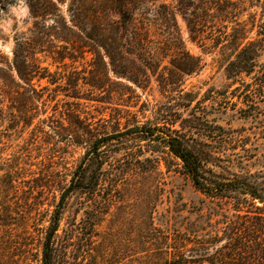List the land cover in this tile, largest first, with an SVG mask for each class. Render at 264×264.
I'll list each match as a JSON object with an SVG mask.
<instances>
[{
  "label": "trees",
  "instance_id": "obj_1",
  "mask_svg": "<svg viewBox=\"0 0 264 264\" xmlns=\"http://www.w3.org/2000/svg\"><path fill=\"white\" fill-rule=\"evenodd\" d=\"M158 1L28 0L36 22L29 33L16 37L12 63L0 55V86H18L14 72L19 80L29 83L43 69L38 63L39 53L47 52L55 63H60L67 56L55 54V41L76 42L78 51L91 55V71L89 77H70L74 80L70 82L74 88L72 97L82 99L81 79L92 91L112 94V86L117 84L115 77L141 89L155 80L166 101L153 111L152 119L128 123L119 132L97 136L83 128L84 133L74 141L85 146L86 152L72 172L70 183L60 188L61 196L53 205L49 225L35 242L39 251L35 260L30 255L20 260L6 256L0 239V264H264V169L253 172L248 168L245 154L254 148L245 136L213 116L211 108L217 100L210 91L199 96L186 88V78L198 74L204 66L199 57L187 50L177 12L167 4H157ZM10 3L0 0V12ZM179 4L184 11L194 7L200 23L207 22L209 11L216 9L222 23L239 25L237 14L226 8L228 0H179ZM64 6H68L69 21L64 16ZM261 9L260 40L244 44L245 35L234 40L237 53L227 66V77L234 86L240 84V99L249 107L264 91V2ZM200 11L204 13L200 15ZM50 20L53 25L48 28L54 34L45 37ZM226 33V37L231 36ZM45 39L52 48L45 50ZM44 70L49 75L41 77H53ZM244 76L251 78L245 86L241 82ZM54 78L51 83H56ZM75 116L72 113L70 121L76 125ZM162 164L167 171L175 167V172L188 178L211 203L227 207L220 222L222 229L205 235L194 230H174L167 236L168 251L158 256L143 250L132 258L133 255L110 252L99 245L98 229L119 203L117 193L130 174L149 171L150 167L157 170ZM6 176L11 178L10 186L28 179L31 192L45 194L50 187V181L38 183L40 177L20 163ZM75 196L82 199V204L74 223L65 225L67 202ZM12 214L0 209V228L10 225ZM31 217L32 214L27 229Z\"/></svg>",
  "mask_w": 264,
  "mask_h": 264
},
{
  "label": "rangeland",
  "instance_id": "obj_2",
  "mask_svg": "<svg viewBox=\"0 0 264 264\" xmlns=\"http://www.w3.org/2000/svg\"><path fill=\"white\" fill-rule=\"evenodd\" d=\"M7 1L11 3L0 12V55L5 62L12 63L16 37L29 33L36 19L30 13L28 0ZM228 2L226 8L237 14L235 20L239 25L222 23L216 9L209 11L207 22L200 23L193 12L194 7L184 11L179 0H160L157 4H167L177 12L186 48L199 57L204 66L198 74L186 78V88L199 96L210 91L216 98L215 107L209 105L213 116L220 124L245 136L254 148L245 154L249 159L248 168L257 172L264 169V91L254 103L250 102L252 108L246 106L240 99L242 91L237 89L240 84L234 86V81L227 77V66L237 53L234 40L244 35V44L260 40L264 0ZM67 7L62 9L69 21ZM52 25V20L47 22L45 37L54 34L52 28H48ZM225 32L231 36L226 37ZM65 34L72 36L67 31ZM47 42L45 39L43 43L45 50L52 48ZM55 42V54L63 53L66 59L55 63L49 53H39L41 73L25 84L14 72L18 86H0V209L13 212L10 225L0 228V239L6 256H17L19 260L27 255L35 260L39 253L35 242L49 225L55 210L53 205L61 196L60 188L70 183L72 172L86 152L85 146L74 141L84 133L83 128L97 136L119 132L128 123L152 119L153 111L166 101L155 80L149 87L141 89L112 74L113 81L117 82L112 86V94L92 91L81 79L79 96L82 99L72 97L74 88L70 82L74 80L70 77L90 76L91 55L78 51L76 42ZM261 60L264 61V53ZM44 69L49 70L56 83H51L53 77L40 76L45 74ZM250 81L248 76L241 80L244 86ZM127 85L132 89L126 88ZM117 91L124 93V97ZM72 113L78 120L76 125L70 121ZM248 114H252L251 117H246ZM18 163L35 172L40 177L38 183L50 181L45 194L31 192L28 179L9 185L11 178L6 176L7 172ZM175 170L173 167L167 171L162 164L157 170L150 167L149 171L130 174L128 182L117 193L119 203L112 207L111 214L98 229L101 236L97 243L110 252L137 258L143 250L153 251L157 256L167 252V236L174 230H194L199 235L219 232L227 207L221 206L222 209L211 203L188 178ZM81 200L77 196L68 200L63 224L74 223ZM31 214L33 219L27 229Z\"/></svg>",
  "mask_w": 264,
  "mask_h": 264
}]
</instances>
